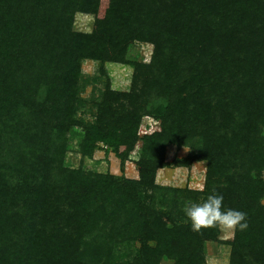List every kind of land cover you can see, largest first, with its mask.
Here are the masks:
<instances>
[{"label":"trees","instance_id":"16d2710c","mask_svg":"<svg viewBox=\"0 0 264 264\" xmlns=\"http://www.w3.org/2000/svg\"><path fill=\"white\" fill-rule=\"evenodd\" d=\"M100 150L138 177L85 168ZM195 163L203 191L157 183ZM213 191L247 213L231 240L183 211ZM214 242L264 264V0H0V264H208Z\"/></svg>","mask_w":264,"mask_h":264},{"label":"rangeland","instance_id":"374dc122","mask_svg":"<svg viewBox=\"0 0 264 264\" xmlns=\"http://www.w3.org/2000/svg\"><path fill=\"white\" fill-rule=\"evenodd\" d=\"M93 19L86 16H78L77 28L80 30L88 31L91 29ZM151 48L146 45H136L133 47L131 54L134 56H140L147 59L150 55ZM106 71L109 74L112 87L115 90L128 91L130 88V81L133 72V68L127 65L121 64H107ZM83 72L86 75L93 76L97 72V64L92 61H86L83 65ZM91 88L89 87L86 95L90 94ZM145 131V130H144ZM83 137L81 129H75L70 134L72 144V160L78 164L80 157L77 152V142ZM188 149L178 150L176 147H169L167 149V161L171 162L176 157H185L188 154ZM85 168L95 171H107L129 178H137L138 172L135 164L127 162L122 168L121 161L116 158L114 154L106 155L104 151H98L95 153L92 160H86L84 164ZM206 165L205 163H195L191 168H166L160 170L157 175V183L161 185H169L174 187H189L192 189H200L204 186ZM233 233H228L221 230L219 240L221 242L231 240ZM229 247L221 243H209L206 246V255L208 264H229ZM163 264H171L169 261H164Z\"/></svg>","mask_w":264,"mask_h":264},{"label":"clouds","instance_id":"9594fccd","mask_svg":"<svg viewBox=\"0 0 264 264\" xmlns=\"http://www.w3.org/2000/svg\"><path fill=\"white\" fill-rule=\"evenodd\" d=\"M201 186L200 191H203ZM183 211L191 222L193 232L201 233L203 229L218 228L228 233H234L237 229L245 231L249 227L247 213L224 209L223 196L213 191L202 203L187 201Z\"/></svg>","mask_w":264,"mask_h":264},{"label":"built area","instance_id":"2783aa9c","mask_svg":"<svg viewBox=\"0 0 264 264\" xmlns=\"http://www.w3.org/2000/svg\"><path fill=\"white\" fill-rule=\"evenodd\" d=\"M152 128H150V130H151ZM145 130V131H144ZM148 130L146 129V127L145 126H143L142 127V133H146Z\"/></svg>","mask_w":264,"mask_h":264}]
</instances>
